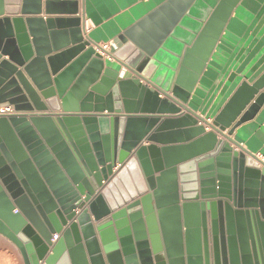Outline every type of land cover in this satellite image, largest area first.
<instances>
[{"label": "water", "instance_id": "water-1", "mask_svg": "<svg viewBox=\"0 0 264 264\" xmlns=\"http://www.w3.org/2000/svg\"><path fill=\"white\" fill-rule=\"evenodd\" d=\"M6 1L0 105L21 114L0 117V234L25 264H264V170L225 142L257 111L261 98L243 115L264 75L212 123L181 116L239 0L209 21L200 1L181 8L158 45L136 43L133 78L81 38L61 46L55 21L37 18L42 0ZM58 11L47 0L46 15ZM185 16L199 23L190 36L174 30ZM193 38L197 61L183 55Z\"/></svg>", "mask_w": 264, "mask_h": 264}, {"label": "crops", "instance_id": "crops-1", "mask_svg": "<svg viewBox=\"0 0 264 264\" xmlns=\"http://www.w3.org/2000/svg\"><path fill=\"white\" fill-rule=\"evenodd\" d=\"M42 1L43 12L37 18H51L55 21L54 29L61 33L58 38L61 46H67L77 38L83 39L88 43V47L94 48L101 54L103 45L114 46L116 47L114 55L105 56L103 53L105 67L119 72L120 77L127 74L133 78L134 53L142 52L146 55L137 44L148 46L150 49L158 45L164 31H168V24L179 16L180 9L186 7L192 9L199 1L202 2L200 8L205 13L208 12L207 21H209L222 0H53L60 11L51 16L45 13L47 0ZM65 3H76L78 13L74 15L65 13L67 9L62 5ZM31 4L34 5V1ZM7 6L6 0H0V7L4 12ZM188 19L191 21L190 25L188 24L187 27L178 25L174 30L180 29V32L188 36L193 34L188 29L196 27L199 23H195L196 20L191 18ZM204 26L206 27V24L200 28L203 29ZM75 30H79L80 34H75ZM127 33L130 37L126 35ZM123 36L126 42L120 40ZM169 39L172 46L178 42L172 35L166 40ZM196 42L197 38H193L191 43L185 46L183 55L187 50L191 51ZM127 46H131L134 51L123 56ZM167 55L171 54L167 53ZM188 56L192 61L200 59L199 56L192 54V51ZM150 59L155 61L154 57ZM193 64L192 68L185 69L188 74H195ZM159 66L158 72L163 66L162 63ZM179 69L176 72L173 89L179 87L177 84ZM263 75L264 0H239L185 104L191 112L183 110L181 116L189 114L195 120L203 118L212 123L243 84L252 86ZM141 83L146 85L145 82L141 81ZM259 98L261 101L252 118L242 123L230 136V141L225 139V142L233 147L235 153H243L246 160H250L260 170H264V90L260 91L243 115ZM205 127L207 132L212 131L208 126ZM148 145V142L143 144V146ZM0 264H25L20 251L1 234Z\"/></svg>", "mask_w": 264, "mask_h": 264}, {"label": "built area", "instance_id": "built-area-1", "mask_svg": "<svg viewBox=\"0 0 264 264\" xmlns=\"http://www.w3.org/2000/svg\"><path fill=\"white\" fill-rule=\"evenodd\" d=\"M113 47L114 46H110L109 44H105L102 46V50L108 54ZM107 54H104V55L107 56ZM18 114H21V113L16 111L14 106L9 105V104L0 105V117H10V116L18 115ZM59 239H60V235H54L52 242L55 243Z\"/></svg>", "mask_w": 264, "mask_h": 264}]
</instances>
